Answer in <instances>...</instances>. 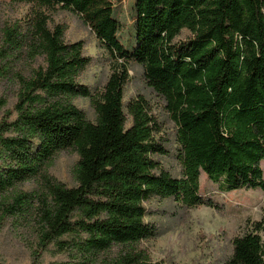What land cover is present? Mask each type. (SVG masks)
I'll return each instance as SVG.
<instances>
[{"label":"trees","instance_id":"1","mask_svg":"<svg viewBox=\"0 0 264 264\" xmlns=\"http://www.w3.org/2000/svg\"><path fill=\"white\" fill-rule=\"evenodd\" d=\"M17 1L32 10L0 38V111L1 83L17 86L0 120V231L25 229L30 264H159L138 248L159 236L147 202L217 209L201 195L202 173L224 192H264V0H136V47L98 94L80 82L94 62L86 42L66 43V27L46 13L77 0ZM129 61L176 124L181 178L155 159L168 150L150 104L125 102ZM70 150L79 158L71 188L47 174ZM34 180L40 190L23 191ZM262 232L256 224L237 236L226 264H264Z\"/></svg>","mask_w":264,"mask_h":264},{"label":"rangeland","instance_id":"2","mask_svg":"<svg viewBox=\"0 0 264 264\" xmlns=\"http://www.w3.org/2000/svg\"><path fill=\"white\" fill-rule=\"evenodd\" d=\"M73 11L56 9L46 12L50 15L51 26L66 27L65 41L72 44L86 42L85 52L94 58L93 64L82 74L80 82L98 94L105 86L114 62H126L136 47V0H77ZM32 6L17 0H0V38L6 28L17 23L24 24ZM189 37L184 31L178 40ZM130 81L125 89L126 104L138 96L150 104L153 114L161 125L162 138L168 150L167 155L155 156L165 170L177 178L182 177V165L178 158L179 144L177 127L166 110V102L148 86L141 65L129 61ZM17 86L1 83V97L5 108L0 111V120L16 104ZM87 118L95 122L96 113L89 99L74 102ZM128 123V128L130 127ZM76 152H62L47 169V174L67 187H75V171L78 162ZM264 171V161L261 164ZM201 195L213 201L217 209L206 206L187 209L174 199H154L145 204L148 210L146 222L154 224L159 236L142 242L138 248L145 250L151 260L159 264H226L233 253V240L252 232L256 224L264 228V192L241 190L224 192L202 173ZM37 180L25 184L27 192L40 190ZM23 232V235L21 234ZM264 244V232L261 234ZM30 235L21 228L15 231L7 226L0 231L1 264H30V247L24 237ZM49 258V257H48Z\"/></svg>","mask_w":264,"mask_h":264}]
</instances>
